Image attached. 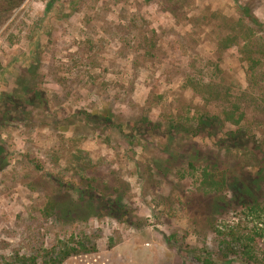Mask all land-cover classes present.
I'll return each instance as SVG.
<instances>
[{
    "label": "rangeland",
    "instance_id": "obj_1",
    "mask_svg": "<svg viewBox=\"0 0 264 264\" xmlns=\"http://www.w3.org/2000/svg\"><path fill=\"white\" fill-rule=\"evenodd\" d=\"M247 2L259 24L228 47ZM202 115L225 121L229 136L209 130L188 149L181 135L168 145L171 121ZM257 141L264 0H26L0 21V264L72 237L96 252L64 264H200L218 247L203 170L226 180L214 224L236 223L242 188L264 206L259 163L241 152ZM63 202L71 214L54 209Z\"/></svg>",
    "mask_w": 264,
    "mask_h": 264
},
{
    "label": "trees",
    "instance_id": "obj_2",
    "mask_svg": "<svg viewBox=\"0 0 264 264\" xmlns=\"http://www.w3.org/2000/svg\"><path fill=\"white\" fill-rule=\"evenodd\" d=\"M25 1L26 0H0V21L3 20L10 12L19 8ZM256 24H259V22L255 17H253L251 13L250 3H244L242 8V17L239 20L240 27L235 30L234 36L227 37L224 40V43L226 46L228 45V47L234 44L240 45L243 42L246 43L248 39L244 40L245 31H252L253 33L254 28H256ZM254 64H256V62H254ZM21 87H23L27 92L30 86L28 87V84L23 81ZM20 90L21 88L19 87L18 92ZM19 97L20 95H18V99L16 100V110L18 109L19 116L22 115L24 117L30 118L31 112L27 113L24 110ZM104 110L108 115L111 114L110 111H107L106 109ZM226 113V117L229 121L235 120V113H233V111L225 112V114ZM89 115L91 117L100 118V114H98V112L94 113L93 116L91 114ZM213 119L217 122H215ZM75 120H77L76 116L72 115L70 118L61 121L64 124L61 125L62 128L59 130L62 132H67L72 124H75L73 123ZM110 120L111 116H106L104 119V126H109L111 124ZM69 121L72 122V124L68 123ZM194 122L197 124L191 125V120L185 121L184 119L179 121L178 124L171 121L166 131V135H168L166 137L168 145L173 147L178 146L176 135H181L179 140H184L186 142L184 144V148L188 149L189 142H193L194 139L203 140L205 136L204 132L209 130L217 133L222 132L224 136H229L228 132L226 131V125L224 124L225 121H222L219 117L211 118L207 115H202L198 120H194ZM58 124H60V122H58ZM235 124L239 123L235 122ZM237 132L238 131H234L232 135L233 137L237 136L239 139ZM241 152L244 157L249 156L257 160L259 165L255 168V170L258 172L260 180H264V144L261 141H257L255 147L247 145ZM178 153V149H173V155H170L166 152L167 156L169 154L171 159ZM198 154L202 153L199 152ZM239 154L241 153H238V155ZM204 155L210 157V152H206ZM202 174L205 186L208 187L214 194V197L211 199V201L207 202V207L204 208L203 213H210V211L213 213L212 215H209V219L205 224L206 228H209V231L213 234L218 247L216 252L207 250L203 253H200L199 256L196 257L197 261L200 264H236V262L239 264H264V235L261 232L263 229L260 227L263 224L262 218L264 217V206L258 202L249 201V198L253 195L251 192L254 189L249 188L248 191H245L244 188L241 189V194L247 199H245L246 201L244 203L238 206L242 210V216H244L246 220L251 218L252 223H254L256 227L250 229L248 227V222H245L244 218L240 219L236 223L219 227L218 225L214 224L213 215L218 214V212H223V210L225 211V209H221L219 206V196L221 186H227L225 182L226 180L225 177H223L221 184V181L217 179L216 175H214V173L208 169H204ZM54 209H56L61 214L69 215L71 212H73L74 207L71 203L63 202L62 204H58ZM90 209H92V207L87 206L86 210ZM193 227L195 230H199L201 228L196 220ZM94 252H96V244L90 239L85 238L77 241L72 237L71 239L61 242L58 245H53L50 249H39L37 252L31 253L30 255H16L11 264H64L67 260L73 257Z\"/></svg>",
    "mask_w": 264,
    "mask_h": 264
}]
</instances>
